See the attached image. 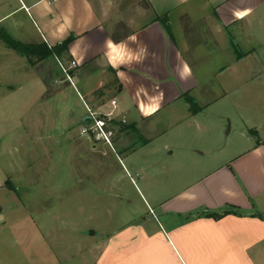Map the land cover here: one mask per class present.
<instances>
[{
	"label": "crops",
	"instance_id": "obj_1",
	"mask_svg": "<svg viewBox=\"0 0 264 264\" xmlns=\"http://www.w3.org/2000/svg\"><path fill=\"white\" fill-rule=\"evenodd\" d=\"M1 28L27 44L51 48L70 41L60 55L37 57L32 63L16 51L26 59L11 61L17 67L26 63L49 98L71 84L86 111L89 105L91 111L141 132L140 144L112 134L106 139L92 130L80 136L86 137L81 147L92 148L94 158L101 151L102 159L109 153L118 156V151L124 155L118 158L139 175V185L134 177L132 182L146 209L143 216L121 218L118 224L112 216L99 221L97 189L90 196L85 192L51 229L43 230L31 215L12 221L1 214L18 202L25 205L7 198L11 204L0 206L1 225L7 224L16 250L8 249L11 260L1 248L8 234L1 232L0 264H17L20 258L27 264H264L262 128H250L241 146L196 166L185 160L206 150L198 145L186 149L193 141L185 138L177 154L169 142L161 144L173 158H164L158 168L142 151L171 127L179 134L206 132L200 114L230 92L222 81L212 87V75L221 78L246 60L264 59V0H0ZM109 42L115 47L109 48ZM71 49L77 50L76 56ZM61 59L78 65L70 78L64 71L61 77L55 73L62 68ZM207 59L231 62L211 71ZM185 64L191 75L182 79ZM187 97L200 110L193 112ZM85 109L76 125L87 122L90 127ZM74 122L71 118L65 126L71 128ZM155 128L159 130L153 132ZM45 164L50 170L51 161ZM23 167L34 173V166ZM161 171L170 173L171 180L157 177ZM13 175L3 174L0 188L9 181L16 191L20 184L11 181ZM85 243L91 244L89 250Z\"/></svg>",
	"mask_w": 264,
	"mask_h": 264
},
{
	"label": "rangeland",
	"instance_id": "obj_2",
	"mask_svg": "<svg viewBox=\"0 0 264 264\" xmlns=\"http://www.w3.org/2000/svg\"><path fill=\"white\" fill-rule=\"evenodd\" d=\"M11 59H20L21 62L26 57L0 41V180L3 174L13 172L14 177L11 181L20 184L14 191L12 183L4 182L7 187L0 188V206H10L11 203L7 198H13L14 201L21 200L25 205H19L18 202L14 208L10 206V212L3 211L1 214L12 221L25 214L31 215L38 221L41 229L49 230L58 222V217L64 216L75 202L86 197L85 192L89 195L91 191L96 193L98 189L101 207L96 213L99 221L106 216H112L114 223L118 224L121 218L143 216L146 205L132 182L134 177L139 185V175L133 171L128 161H124L123 164L120 162L119 158L123 159L124 155L118 151L119 158L115 153H109L102 159L100 145L98 151L101 153L99 152L94 158L92 148L81 147V142L85 141L86 137H81L80 132L88 125L87 122L85 125H76L80 122V113L85 107L75 90H72L73 86L60 85L63 93L53 94L54 96L49 98L43 90L42 81L36 78L33 70L23 62L17 67L16 62L13 63ZM30 59L36 61L38 58L32 55ZM230 62L231 59H207L206 65L211 71H215L219 67L228 66ZM61 64L68 69V72L75 69L69 68L66 59H61ZM49 68L52 72L53 66ZM62 71L63 68H57L55 73L60 74L61 77ZM58 80L60 81V78ZM217 81L225 82L230 92L200 114L206 125V132L185 131L179 134L177 129L171 127L161 133L154 139L152 145L142 149L149 153L153 166L158 168L164 158H173L161 145L165 141L176 148V154L180 150L178 145L181 144V138L193 141L192 144L185 145L186 149L195 145L204 147L206 150L204 155L185 160V163L189 162L190 165L196 166L205 163L208 158H214L224 150L241 146L245 143L246 137L250 136L248 134L250 128L258 130L262 128L261 132L264 136V59L246 60L237 68L228 70L221 78L212 75L211 86L216 83L218 88ZM9 84L15 85V88L8 87ZM86 108L87 119L93 125L91 110H88L92 108L89 105ZM225 112L228 113L227 116H224ZM95 114L105 121V132L108 136L112 134L118 138H132L136 139L138 144L142 143V134L138 129L127 126L117 119L109 120L107 116L98 112ZM71 118L75 119V124L71 128L66 127V121L70 122ZM157 129L155 128L153 132ZM68 136L72 139L70 142L66 141ZM44 155H46L45 160L42 157ZM196 157H199L200 162L193 160ZM48 161H51L50 170L45 164ZM23 166L25 168L34 166V173L30 170L24 171ZM157 174V177L164 181L172 178L170 173L167 175L163 171ZM81 192H84V195H81ZM8 219L6 223L11 221ZM3 221L0 218V233L6 232L8 235L3 237L6 241L2 242L1 248L7 250L6 254H8L9 250H16V246L7 224L2 227ZM57 225L60 226L61 223ZM88 245L85 243V250L90 249L91 244ZM9 254L12 260V252ZM17 264H27V261L25 258H20Z\"/></svg>",
	"mask_w": 264,
	"mask_h": 264
},
{
	"label": "trees",
	"instance_id": "obj_3",
	"mask_svg": "<svg viewBox=\"0 0 264 264\" xmlns=\"http://www.w3.org/2000/svg\"><path fill=\"white\" fill-rule=\"evenodd\" d=\"M0 40H2L8 47L29 58L32 55H36L38 58H44L52 54L60 55L63 50L67 49L70 42L69 40H66L62 44L55 45L51 48L47 47L46 45L22 43L15 40L6 30L2 28L0 29ZM30 61L34 63L31 59ZM187 100L191 105L193 112L200 110V107L192 97H187Z\"/></svg>",
	"mask_w": 264,
	"mask_h": 264
},
{
	"label": "built area",
	"instance_id": "obj_4",
	"mask_svg": "<svg viewBox=\"0 0 264 264\" xmlns=\"http://www.w3.org/2000/svg\"><path fill=\"white\" fill-rule=\"evenodd\" d=\"M78 65L76 63V61H72L69 68H76ZM63 71L69 76V72L68 69L66 67H64L62 65ZM70 78V76H69ZM116 102L113 101V104H115ZM88 110H90L88 108ZM91 112V116H92V120H93V125H91L90 127H84L82 130V133L86 134L88 133L90 130L97 132V134L102 135L103 137H105L106 139H108V135L105 132V121L99 117L96 116L95 112Z\"/></svg>",
	"mask_w": 264,
	"mask_h": 264
},
{
	"label": "clouds",
	"instance_id": "obj_5",
	"mask_svg": "<svg viewBox=\"0 0 264 264\" xmlns=\"http://www.w3.org/2000/svg\"><path fill=\"white\" fill-rule=\"evenodd\" d=\"M237 15H239V13ZM129 39L130 40H135L136 37L135 36H131V37H129ZM108 47L112 48V47H115V45L112 42H109L108 43ZM70 51L72 52L73 56L77 55V50L76 49H71ZM134 58L138 59V57L129 56V60L134 59ZM180 75H181L182 79H185V78H187V77H189L191 75V69H190V67L187 64H185L183 66V69H182ZM257 154H259V149H257Z\"/></svg>",
	"mask_w": 264,
	"mask_h": 264
}]
</instances>
